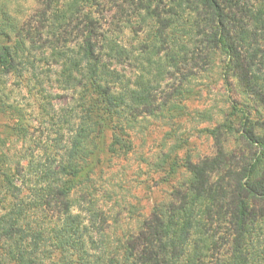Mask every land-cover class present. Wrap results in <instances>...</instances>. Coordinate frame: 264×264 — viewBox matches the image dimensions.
Listing matches in <instances>:
<instances>
[{"label": "trees", "instance_id": "trees-1", "mask_svg": "<svg viewBox=\"0 0 264 264\" xmlns=\"http://www.w3.org/2000/svg\"><path fill=\"white\" fill-rule=\"evenodd\" d=\"M37 15L48 30L38 41L7 13L0 18V72L29 77L51 128L24 168L0 160V264H264V139L253 138L248 111L233 101L256 149L240 173L222 156L185 164L188 186L169 213L116 240L108 214L76 196L93 187L110 132L111 157H128L123 130L144 116L175 119L192 79L211 74L218 58L228 92L236 73L264 94V0H43ZM48 77L72 101L52 113ZM7 108L0 94V115Z\"/></svg>", "mask_w": 264, "mask_h": 264}, {"label": "rangeland", "instance_id": "rangeland-1", "mask_svg": "<svg viewBox=\"0 0 264 264\" xmlns=\"http://www.w3.org/2000/svg\"><path fill=\"white\" fill-rule=\"evenodd\" d=\"M42 1L0 0V18L3 12L7 13L18 28H24L38 41L39 31L48 33L47 27L42 29L38 22ZM143 36L140 34L134 43L142 44ZM26 38L30 42L31 36ZM124 41L129 44L130 40L126 37ZM224 61L218 58L211 74H199L192 79L188 97L182 102L183 109L175 119L144 116L138 120L136 129H124L122 142L133 147L128 157H111L109 139L115 140L112 132L101 142L100 148L106 153L101 157L97 174L93 175L94 185L86 184L76 196L89 195L95 206L108 214L115 240L124 232L139 228L140 222L152 213L161 216L169 213L171 205L178 201L177 194L188 186L190 173L183 168L185 164V167L199 165L222 156L230 159L226 163L230 171L240 173L254 161L256 149L243 138L241 117L233 115L231 101L248 111L251 126L248 130L253 138L264 139V94L252 93L236 73L231 76V92H228L221 78ZM44 67L40 65L41 69ZM28 79L27 75L0 72V94L4 104L10 107L0 115V160L12 171L20 168L19 165L23 168L28 165L31 153L40 155L43 143L47 144L50 138L41 133L51 128L45 124L47 118L39 108L41 102L31 91ZM53 79H45L49 81L46 86L49 103L45 105L51 113L72 102L70 93L61 92ZM129 135L133 136L132 141ZM174 159L180 165L170 168ZM254 206L261 210L259 204ZM221 256L224 263L229 252L222 250Z\"/></svg>", "mask_w": 264, "mask_h": 264}]
</instances>
